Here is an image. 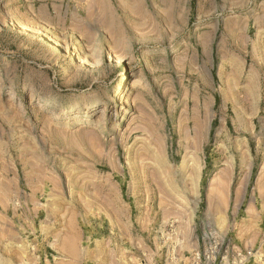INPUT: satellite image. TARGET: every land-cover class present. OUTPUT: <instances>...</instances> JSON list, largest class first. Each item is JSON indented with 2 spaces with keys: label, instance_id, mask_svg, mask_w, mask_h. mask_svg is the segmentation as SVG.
<instances>
[{
  "label": "rangeland",
  "instance_id": "374dc122",
  "mask_svg": "<svg viewBox=\"0 0 264 264\" xmlns=\"http://www.w3.org/2000/svg\"><path fill=\"white\" fill-rule=\"evenodd\" d=\"M0 264H264V0H0Z\"/></svg>",
  "mask_w": 264,
  "mask_h": 264
},
{
  "label": "bare ground",
  "instance_id": "6f19581e",
  "mask_svg": "<svg viewBox=\"0 0 264 264\" xmlns=\"http://www.w3.org/2000/svg\"><path fill=\"white\" fill-rule=\"evenodd\" d=\"M25 29L29 30L30 28L27 26V25H24L23 26ZM51 39L53 40V43L56 45V46H64V51L66 53H69V49L66 45H62L56 38H53L51 37ZM119 104H123V102H119ZM41 109H43V107L41 106ZM124 113H126V111H124Z\"/></svg>",
  "mask_w": 264,
  "mask_h": 264
}]
</instances>
